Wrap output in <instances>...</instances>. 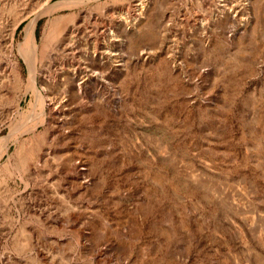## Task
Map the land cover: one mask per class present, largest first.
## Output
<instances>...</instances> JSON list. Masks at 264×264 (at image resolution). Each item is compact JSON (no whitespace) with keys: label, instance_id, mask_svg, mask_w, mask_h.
Instances as JSON below:
<instances>
[{"label":"rangeland","instance_id":"rangeland-1","mask_svg":"<svg viewBox=\"0 0 264 264\" xmlns=\"http://www.w3.org/2000/svg\"><path fill=\"white\" fill-rule=\"evenodd\" d=\"M43 1L0 0V264H264V0L136 1L138 32L45 49L40 108Z\"/></svg>","mask_w":264,"mask_h":264},{"label":"bare ground","instance_id":"bare-ground-1","mask_svg":"<svg viewBox=\"0 0 264 264\" xmlns=\"http://www.w3.org/2000/svg\"><path fill=\"white\" fill-rule=\"evenodd\" d=\"M51 1L52 0H44L42 2L40 11L33 19L30 21L28 20V24L24 26L23 29L22 41L18 44L19 52L23 53L22 55L26 57L25 60L27 61L28 75L25 85L26 92L31 93L33 96L34 102H32L31 105L34 107V105L38 104L40 105V108H43L46 100L42 91L38 89L37 84L46 83L48 79H59L67 73L64 72L63 74V70L62 72H51L48 75H44L43 72L37 68V62L40 59L42 61V59L45 57V49L49 50L48 47L53 45L54 47L61 48L63 51H67L70 54L76 56L79 51L78 49L80 48L78 41H83L84 45L86 46H92L94 50L98 47L97 45L105 42L106 35H112V37H114V33H118V29H120L121 33L126 35L131 34L132 32H138L139 18L135 15V7L138 8V6L133 5V3L141 0H61L53 4H51ZM89 2H93L96 5V13H94V11L87 12L85 10V5ZM61 10H70L71 13L59 16L49 22V27L44 31V37L41 43V54L38 55L36 51L38 50L39 45L36 41L35 31L39 17L44 15L51 16ZM123 11L126 12V16H122L124 18L120 17L123 15L121 14ZM104 16H106V19H104ZM17 26L18 22H15V25L12 27L8 37V45L10 47L13 46L14 32ZM73 38L75 39L74 41L72 40ZM48 72H50V69ZM38 75L40 77H38ZM71 77L74 76H68V78ZM14 78L16 82L20 81L21 79L17 72H15ZM44 92L47 93L46 91ZM48 109H50L51 112L54 108L48 103ZM34 127H30V130L34 135V140L32 143H35L36 146L39 142L38 139L40 135H37V132L35 133L36 129ZM17 128H20V126H17L16 129ZM18 138V136L10 133L7 137L0 139V159L8 153L11 143H17ZM32 152V149L28 152L24 151L23 149L21 150V147L19 146L16 148L14 155L19 159V163L22 162L25 164V162H27V158ZM29 166L30 165L28 163V167ZM26 167L27 166L25 164L24 168ZM28 167L27 169H29Z\"/></svg>","mask_w":264,"mask_h":264}]
</instances>
